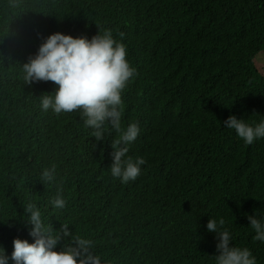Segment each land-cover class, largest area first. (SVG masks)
I'll return each mask as SVG.
<instances>
[{
	"label": "trees",
	"instance_id": "trees-1",
	"mask_svg": "<svg viewBox=\"0 0 264 264\" xmlns=\"http://www.w3.org/2000/svg\"><path fill=\"white\" fill-rule=\"evenodd\" d=\"M109 30L135 69L121 91V129L139 133L126 156L135 180L111 176L107 122L95 141L79 110H41L52 81L24 84L21 64L54 31ZM39 33V36L37 35ZM264 0H0V246L27 239L31 202L61 237L120 243L115 264H216L207 220L223 218L233 245L264 264L246 215L264 218V138L245 144L222 121L264 117ZM44 92V93H42ZM95 144L93 148L92 145ZM54 167L53 181H41ZM59 194L63 208L50 200Z\"/></svg>",
	"mask_w": 264,
	"mask_h": 264
},
{
	"label": "clouds",
	"instance_id": "clouds-1",
	"mask_svg": "<svg viewBox=\"0 0 264 264\" xmlns=\"http://www.w3.org/2000/svg\"><path fill=\"white\" fill-rule=\"evenodd\" d=\"M39 36V33H37ZM24 84L36 81H52L56 87L52 95H40L41 110L51 109L53 113L79 110L85 127L92 129L95 141L103 142L107 122L120 133L111 144L112 152L109 171L121 183L135 180L140 174L145 160L142 156H126L128 145L139 133L135 122L121 129V91L134 75L135 69L126 59L125 45L114 40L109 30L96 32L90 38L54 31L43 36L36 52L21 64ZM44 93V92H42ZM223 127L234 130L245 144L264 138V117L258 122L248 123L242 118L229 114ZM95 147V144L92 145ZM41 181H53L54 167L45 168L40 173ZM54 208L65 207L66 201L59 194L50 200ZM27 222L31 225L27 239L14 237L10 255L0 246V264H115L120 243L103 242L92 247V242L83 237H71L70 243L55 250L61 237H69L66 225H61L60 233L53 235L49 226L41 219L39 209L31 202L23 206ZM254 230L253 240L264 242V218L255 214H245ZM223 218L208 219L205 228L214 233L216 239V264H256V258L247 247L230 244L231 235Z\"/></svg>",
	"mask_w": 264,
	"mask_h": 264
},
{
	"label": "rangeland",
	"instance_id": "rangeland-1",
	"mask_svg": "<svg viewBox=\"0 0 264 264\" xmlns=\"http://www.w3.org/2000/svg\"><path fill=\"white\" fill-rule=\"evenodd\" d=\"M256 64L262 68V71L264 72V52H259L255 57Z\"/></svg>",
	"mask_w": 264,
	"mask_h": 264
}]
</instances>
